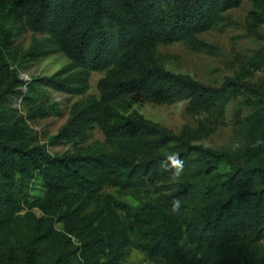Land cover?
<instances>
[{
  "label": "trees",
  "instance_id": "16d2710c",
  "mask_svg": "<svg viewBox=\"0 0 264 264\" xmlns=\"http://www.w3.org/2000/svg\"><path fill=\"white\" fill-rule=\"evenodd\" d=\"M243 2L0 0V264H125L132 249L153 264H264V46L220 87L168 71L160 55L177 43L209 51L199 36L224 26ZM254 2L258 37L264 0ZM25 31L31 43L10 63ZM57 54L70 63L53 76L20 78L19 67ZM93 72L103 74L99 96L71 106L49 145L72 150L52 155L13 99L33 119L61 116L42 89L85 96ZM131 96L187 102L193 116L224 114L243 98L242 140L200 145L203 125L172 131L131 110ZM96 129L102 148L86 145ZM108 189L157 198L134 210Z\"/></svg>",
  "mask_w": 264,
  "mask_h": 264
},
{
  "label": "rangeland",
  "instance_id": "374dc122",
  "mask_svg": "<svg viewBox=\"0 0 264 264\" xmlns=\"http://www.w3.org/2000/svg\"><path fill=\"white\" fill-rule=\"evenodd\" d=\"M254 0H244L241 7L227 13L228 20L224 26L214 29L199 36V39L208 44L209 51L199 52L190 49L183 43L172 46L161 47L160 55L165 68L175 74H183L193 79L215 87L223 85L228 77L244 71L251 56L264 46V26L258 28V34H252L253 23L252 13L255 11ZM33 38L30 31H25L17 38L14 54L8 55L9 62L21 52L25 51ZM13 58V59H12ZM70 61L63 55L57 54L42 61L27 64L19 67L20 78L25 82H31L36 78L50 77L67 66ZM102 73L93 72L90 79V90L85 96L71 97L56 92L49 88H43V99L50 104H57L62 113L61 116H47L46 118L33 119L28 115V108L22 105V100L13 99V108L18 114L27 120L29 130L36 134L40 145H46L52 155H62L71 151L70 146L52 147L50 139L57 135L60 128L69 118L71 106L88 95L99 96L97 88ZM250 78V77H248ZM263 78L255 73L253 83H258ZM243 98L234 100L224 111V114L213 111L209 114L190 115L187 111V102H179L173 105H156L146 102L142 97L131 96L128 102L132 103L131 110L139 112L146 119L159 123L164 127L179 132L185 125L196 130L203 125L206 137L198 141V144L214 148L227 149L235 147L242 140V135L236 126L237 109L241 106ZM104 136L99 130H94L86 145L102 148ZM107 193L112 194L118 201L125 203L134 210H138L143 202L155 200L157 195L148 193H119L114 189H108ZM39 195V192H36ZM38 217L44 214L35 209ZM126 216L125 212H120ZM61 229V225H57ZM125 264H153L145 253L132 249Z\"/></svg>",
  "mask_w": 264,
  "mask_h": 264
}]
</instances>
